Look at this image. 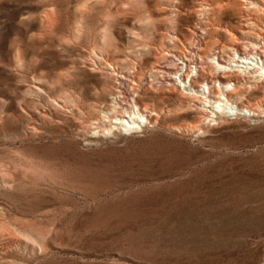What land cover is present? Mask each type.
Instances as JSON below:
<instances>
[{
  "label": "rangeland",
  "instance_id": "rangeland-1",
  "mask_svg": "<svg viewBox=\"0 0 264 264\" xmlns=\"http://www.w3.org/2000/svg\"><path fill=\"white\" fill-rule=\"evenodd\" d=\"M251 1L0 0V264H264V106L199 127L157 71L199 25L206 64L263 49ZM116 74L157 113L142 128L99 130Z\"/></svg>",
  "mask_w": 264,
  "mask_h": 264
},
{
  "label": "bare ground",
  "instance_id": "bare-ground-1",
  "mask_svg": "<svg viewBox=\"0 0 264 264\" xmlns=\"http://www.w3.org/2000/svg\"><path fill=\"white\" fill-rule=\"evenodd\" d=\"M205 1L207 2L209 0ZM245 1L250 5L253 4L251 0ZM212 8V6L200 4L198 10L199 12H204ZM204 35L205 29L201 25L195 28L193 38L197 41L198 46L192 43L190 40L189 42H186V48L189 50H194L193 52L190 51L188 53L184 46H182L181 49L172 48L174 41L175 44L179 43V41L175 34H171L167 40V43H170L166 46L168 49L167 54L162 53L160 55V58L164 60L166 66H160L158 70L154 68L153 71L157 70L158 72H163L164 70L162 68H165L166 73L168 72V74H172L169 80L166 82L167 85H165L169 86L170 89L177 91L182 97L190 101L187 108H189L188 110H193L198 113L197 115L200 117V121L197 125L199 127L203 126L204 124L206 125L207 122H210L211 120L215 121L216 119H220L218 116L221 114H223L221 118H227V116H229L227 112H233V110L227 111L228 108L235 109V113L240 115L242 113V107L244 106L248 112V116L258 115V113H255L254 110L259 111L261 109L263 111L264 106V42L262 46H260L263 49L258 48L257 53L250 54L246 53L245 51L240 53L239 50L241 47L239 43L242 42L238 41L237 39H233L231 40V44H229L227 47L228 49L224 47L221 49L217 48L218 52L213 53L214 57L212 58L216 59L214 64H206L204 63L203 59L204 54L199 48V46L202 44ZM226 51H231V53L234 54L232 62L235 63L237 67H242L241 72L238 70H233L231 73L225 72L226 70L220 71L224 73L216 72V69L227 67H222L224 60L228 61V59H224L222 57ZM234 56L236 59H234ZM205 66L207 67L205 68ZM172 70L174 71L172 72ZM116 75L119 80L121 79L118 84L121 83L122 85L119 84L118 91L113 93L111 104L112 107L109 111H104L105 114L103 117H101L103 123L99 125V130H106V128L108 129L110 123L112 122L122 123L124 122L123 119L126 117L133 118L131 120V126L133 128H142L140 123L144 121L149 123L151 119H154V117L157 116V113L154 112L153 109H148L146 106H142L140 104L139 98H137V95L134 96L124 87V84L126 81H128L126 76L123 77L120 74ZM241 77L243 78L241 82H237ZM154 78L156 79L154 83L160 81L157 80L156 77ZM164 79L166 78L164 77ZM184 80H186V82ZM201 83L208 85L207 91H202L203 84ZM237 88L240 90L236 91ZM257 90H260L259 100L256 101L252 106L248 101L245 100V104L243 105L241 96L245 95L248 97V95L254 91L256 92ZM202 95H204V98ZM202 105L209 106L211 110L210 108H203ZM260 113L262 114V112ZM133 114H136V116H132ZM210 116L215 117L211 119ZM136 120L138 122L135 123ZM106 125L108 127H106Z\"/></svg>",
  "mask_w": 264,
  "mask_h": 264
}]
</instances>
